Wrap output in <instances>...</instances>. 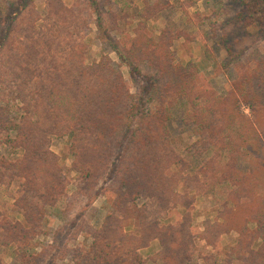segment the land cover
<instances>
[{
    "label": "trees",
    "instance_id": "trees-1",
    "mask_svg": "<svg viewBox=\"0 0 264 264\" xmlns=\"http://www.w3.org/2000/svg\"><path fill=\"white\" fill-rule=\"evenodd\" d=\"M241 2L246 8L230 23L256 27L264 20L263 4ZM9 7L0 15V147L9 144L22 155L9 158L0 150V184L19 183L15 206L23 219L0 211V240L15 246L18 264L42 263L44 254L33 240L44 231V207L56 205L68 183L51 151V135L69 136L82 189L77 195L102 192L113 207L100 229L85 220L76 223L94 242L72 249L74 264H144L138 249L154 240L160 241L163 264H187L198 240L217 248L232 231L238 237L227 264H264V242L258 239L264 241V139L242 109L245 103L255 111L264 98V55L257 50L237 56L240 39L230 43V66L238 76L220 95L204 87L193 62L175 63L170 31L150 36L139 23L131 46H123L110 33L100 0L72 6L48 0L43 11H36L34 0ZM83 8L97 14L99 37L112 44L130 75L142 74L146 84L139 85L138 94L109 56L84 64ZM181 106L183 121L197 137L190 148L201 160L195 167L176 147L169 127ZM191 191L223 196L216 218H206L199 232L185 227L184 217L163 222L169 210L188 209L195 198ZM130 225L134 230L126 233ZM0 264H6L3 257Z\"/></svg>",
    "mask_w": 264,
    "mask_h": 264
},
{
    "label": "rangeland",
    "instance_id": "rangeland-1",
    "mask_svg": "<svg viewBox=\"0 0 264 264\" xmlns=\"http://www.w3.org/2000/svg\"><path fill=\"white\" fill-rule=\"evenodd\" d=\"M47 1L34 0L37 5L36 11H43ZM62 1L67 6H72L81 0ZM254 1L263 4L260 17L264 19V0ZM21 3L23 0H0V15H3L1 12L4 7L10 5L9 8L15 10ZM100 3L110 33L125 47L131 46L132 39L136 36L135 27L139 23H143L145 32L150 36L160 35L163 30L170 31L173 35L171 50L174 53L175 63L193 62L201 71L199 78L204 87L220 95H225L233 87V80L238 76L234 66H230L231 57H234L227 50L230 43L234 45L233 41L240 39L235 47L237 56L239 52L249 54L257 50L264 55V20L260 24L255 23L256 27L249 24L242 28L229 22L238 10L246 8L241 0H100ZM148 9L150 10L147 11ZM79 11L85 19L87 18L86 26L82 29L86 35L85 42L88 44L84 64L91 65L95 61H100L102 56H109L116 65H119L131 92L138 94L139 85L146 84L142 74L132 77L129 68L122 63L112 44L99 37L97 14L89 12L86 8ZM115 25L117 29L112 30ZM261 99V105L256 104L255 111L245 103H242V109L246 115L256 121L264 139V98ZM12 110L17 114L19 107L14 106ZM185 111L184 106L176 108L169 127L176 147L195 167L201 160L196 151L190 148L197 137L183 121ZM22 114L24 110L21 109L20 115ZM50 137L51 151L59 156L68 183L65 194L57 204L44 207V231L38 233L33 244L36 251L44 254L41 264H74L72 249L77 246L87 247L94 242L92 233L82 225L78 227L76 223H83L82 221L85 220L92 228L100 229L113 207L108 194L99 192L95 195H77L82 189L78 186L79 175L73 168L69 136L51 135ZM0 150L9 158L22 155L21 149L11 147L9 144L2 145ZM173 169L176 170L177 166ZM108 175L103 176L98 188L106 184ZM179 190L183 193V188ZM19 191L18 182L0 184V211L11 218L22 220L23 215L15 206ZM192 195L195 198L188 209L179 205L178 208L169 210L163 222L175 224L184 217V224H190L194 231L199 232L203 230V222L206 218L215 219V209L219 206L217 200H222L223 197L221 193L202 195L191 191L190 196ZM186 213L190 214L189 219ZM133 230V225L125 228L126 233H131ZM237 237L236 231L224 234L217 248L207 245L205 240H198L192 259L187 264H227L229 248L235 245ZM258 239L260 243L264 242L262 237ZM1 242L0 240V257H3L6 264H18L15 260V246H6ZM160 249V241L154 240L149 246L139 248L138 252L144 259V264H163L159 255Z\"/></svg>",
    "mask_w": 264,
    "mask_h": 264
}]
</instances>
